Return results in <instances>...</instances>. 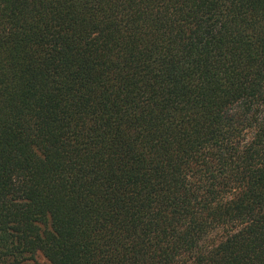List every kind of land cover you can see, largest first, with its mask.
I'll return each mask as SVG.
<instances>
[{"label": "trees", "instance_id": "obj_1", "mask_svg": "<svg viewBox=\"0 0 264 264\" xmlns=\"http://www.w3.org/2000/svg\"><path fill=\"white\" fill-rule=\"evenodd\" d=\"M0 264H264V0H0Z\"/></svg>", "mask_w": 264, "mask_h": 264}]
</instances>
